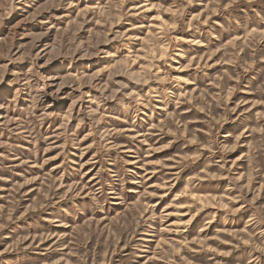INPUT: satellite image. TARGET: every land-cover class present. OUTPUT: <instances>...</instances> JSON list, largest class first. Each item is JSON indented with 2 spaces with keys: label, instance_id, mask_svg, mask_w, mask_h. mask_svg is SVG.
Returning <instances> with one entry per match:
<instances>
[{
  "label": "rangeland",
  "instance_id": "rangeland-1",
  "mask_svg": "<svg viewBox=\"0 0 264 264\" xmlns=\"http://www.w3.org/2000/svg\"><path fill=\"white\" fill-rule=\"evenodd\" d=\"M0 264H264V0H0Z\"/></svg>",
  "mask_w": 264,
  "mask_h": 264
}]
</instances>
